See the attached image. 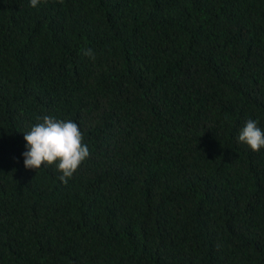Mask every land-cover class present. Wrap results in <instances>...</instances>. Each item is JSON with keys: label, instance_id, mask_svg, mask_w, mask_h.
<instances>
[{"label": "trees", "instance_id": "1", "mask_svg": "<svg viewBox=\"0 0 264 264\" xmlns=\"http://www.w3.org/2000/svg\"><path fill=\"white\" fill-rule=\"evenodd\" d=\"M44 115L90 148L67 184L23 165ZM249 119L264 0H0V264H264Z\"/></svg>", "mask_w": 264, "mask_h": 264}, {"label": "clouds", "instance_id": "2", "mask_svg": "<svg viewBox=\"0 0 264 264\" xmlns=\"http://www.w3.org/2000/svg\"><path fill=\"white\" fill-rule=\"evenodd\" d=\"M39 0H30V6L36 7ZM85 56L95 59L91 49L83 50ZM36 123L25 132L26 151L22 153L26 169H39L45 164H56L60 173L58 179L67 184L68 179L91 155L89 146L84 143V134L73 120L57 119L51 115L38 118ZM238 140L252 151L264 148V130L253 119L246 121L240 130Z\"/></svg>", "mask_w": 264, "mask_h": 264}]
</instances>
